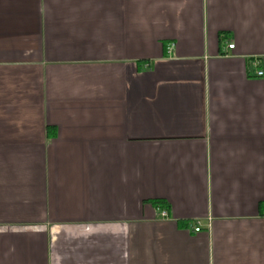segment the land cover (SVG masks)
I'll use <instances>...</instances> for the list:
<instances>
[{"label": "crops", "instance_id": "1", "mask_svg": "<svg viewBox=\"0 0 264 264\" xmlns=\"http://www.w3.org/2000/svg\"><path fill=\"white\" fill-rule=\"evenodd\" d=\"M0 264H264V0H0Z\"/></svg>", "mask_w": 264, "mask_h": 264}, {"label": "built area", "instance_id": "2", "mask_svg": "<svg viewBox=\"0 0 264 264\" xmlns=\"http://www.w3.org/2000/svg\"><path fill=\"white\" fill-rule=\"evenodd\" d=\"M233 46H234L233 44H229V45H228L229 48H233ZM256 75H257V76H262V75H263V71H262V70H258V71L256 72ZM162 216L165 217V216H166V212H162ZM199 229H200V227L197 226V227L194 228V231H198Z\"/></svg>", "mask_w": 264, "mask_h": 264}]
</instances>
